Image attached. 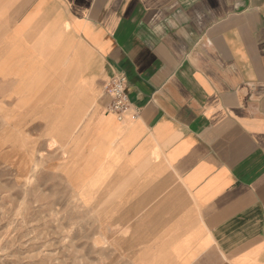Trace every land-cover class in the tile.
<instances>
[{
	"label": "crops",
	"instance_id": "1",
	"mask_svg": "<svg viewBox=\"0 0 264 264\" xmlns=\"http://www.w3.org/2000/svg\"><path fill=\"white\" fill-rule=\"evenodd\" d=\"M0 85L115 264H264V0H0Z\"/></svg>",
	"mask_w": 264,
	"mask_h": 264
},
{
	"label": "rangeland",
	"instance_id": "2",
	"mask_svg": "<svg viewBox=\"0 0 264 264\" xmlns=\"http://www.w3.org/2000/svg\"><path fill=\"white\" fill-rule=\"evenodd\" d=\"M3 93L0 85V264H115L99 211L60 172L61 147Z\"/></svg>",
	"mask_w": 264,
	"mask_h": 264
},
{
	"label": "built area",
	"instance_id": "3",
	"mask_svg": "<svg viewBox=\"0 0 264 264\" xmlns=\"http://www.w3.org/2000/svg\"><path fill=\"white\" fill-rule=\"evenodd\" d=\"M104 91L109 98L106 105L107 110L120 120L123 117V113L130 107L125 73L118 72L114 74L107 83Z\"/></svg>",
	"mask_w": 264,
	"mask_h": 264
}]
</instances>
